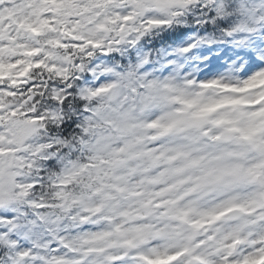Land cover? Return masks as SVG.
Masks as SVG:
<instances>
[{
	"label": "snow or ice",
	"instance_id": "6c2138e0",
	"mask_svg": "<svg viewBox=\"0 0 264 264\" xmlns=\"http://www.w3.org/2000/svg\"><path fill=\"white\" fill-rule=\"evenodd\" d=\"M0 264H264V0H0Z\"/></svg>",
	"mask_w": 264,
	"mask_h": 264
}]
</instances>
